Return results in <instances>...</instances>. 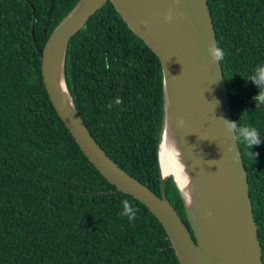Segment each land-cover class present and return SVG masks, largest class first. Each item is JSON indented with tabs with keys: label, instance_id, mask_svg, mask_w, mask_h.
I'll use <instances>...</instances> for the list:
<instances>
[{
	"label": "trees",
	"instance_id": "1",
	"mask_svg": "<svg viewBox=\"0 0 264 264\" xmlns=\"http://www.w3.org/2000/svg\"><path fill=\"white\" fill-rule=\"evenodd\" d=\"M79 1L0 0V264H182L158 218L91 163L47 92L41 51ZM208 4L234 121L261 138L252 148L238 142L264 260V103L250 79L264 65V0ZM65 76L101 147L161 195V61L110 0L71 39ZM166 185L191 228L172 176ZM123 200L134 220L122 215Z\"/></svg>",
	"mask_w": 264,
	"mask_h": 264
},
{
	"label": "water",
	"instance_id": "2",
	"mask_svg": "<svg viewBox=\"0 0 264 264\" xmlns=\"http://www.w3.org/2000/svg\"><path fill=\"white\" fill-rule=\"evenodd\" d=\"M107 1L80 0L41 51L44 83L58 115L101 174L158 218L182 264H264L238 138L227 132L221 119L234 121V115L222 63H213L208 52L213 43L219 47L208 0H110L161 61L165 85L164 131L158 151L161 195L120 167L101 147L66 82L71 39ZM170 13L173 19L168 21ZM169 121L184 146L202 215L198 226L181 194L192 230L168 197L166 180L174 175L163 174L161 167L160 149Z\"/></svg>",
	"mask_w": 264,
	"mask_h": 264
},
{
	"label": "clouds",
	"instance_id": "3",
	"mask_svg": "<svg viewBox=\"0 0 264 264\" xmlns=\"http://www.w3.org/2000/svg\"><path fill=\"white\" fill-rule=\"evenodd\" d=\"M182 15V13H181ZM168 21L173 19L171 13L166 17ZM209 55L211 56L212 62H221L224 59L225 52L223 49L217 47L215 43L211 44L208 49ZM251 81L260 89V92L257 96L253 97L256 104L264 103V65H259L254 69V73L251 76ZM218 103V101H217ZM224 121L225 128L229 134L235 133V138H239L243 143L248 145L249 147H253L254 145H259L261 143L260 134L255 127L252 126H244L238 125L236 121H229L221 118ZM242 119V116H241ZM240 119V121H241ZM180 124H183V121H180ZM169 155L172 159L175 160L178 165L179 172L182 175V181L178 182L177 186L181 194L186 198V203L191 206L192 198L191 195L185 191L188 188L189 183H191L190 176L188 171L185 172L184 163H181L182 152L180 148H177L175 144L169 146ZM159 157V152H158ZM173 174V173H169ZM174 175V174H173ZM175 179V175H174ZM124 212L122 215H125L129 218V220H134L135 211L133 207L130 205L128 200H123L122 202Z\"/></svg>",
	"mask_w": 264,
	"mask_h": 264
},
{
	"label": "bare ground",
	"instance_id": "4",
	"mask_svg": "<svg viewBox=\"0 0 264 264\" xmlns=\"http://www.w3.org/2000/svg\"><path fill=\"white\" fill-rule=\"evenodd\" d=\"M175 144L177 148H180L182 152V158H181V163H184V168L185 172L188 171L190 180L192 177L191 170L188 166L187 159L185 156L184 152V146L181 142L180 135L178 134V131L175 127L174 123H171L170 121L168 122V127H167V132L165 134V140L161 146L160 149V160H161V167L163 174H169L173 173L177 179L178 182L182 181V175L179 172L178 165L176 164L175 160L172 159L169 155V146ZM186 192H188L191 195L192 198V204H191V212L190 215L193 219V222L198 225L202 221V215L199 210V207L197 206L195 202V195H196V190L193 188L192 181L189 183L188 188L185 189ZM199 226V225H198ZM204 234H207L204 231Z\"/></svg>",
	"mask_w": 264,
	"mask_h": 264
}]
</instances>
